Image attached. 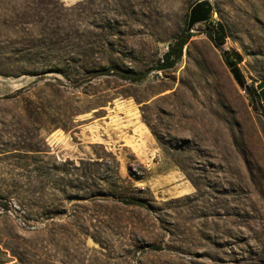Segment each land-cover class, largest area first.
<instances>
[{
  "label": "rangeland",
  "instance_id": "374dc122",
  "mask_svg": "<svg viewBox=\"0 0 264 264\" xmlns=\"http://www.w3.org/2000/svg\"><path fill=\"white\" fill-rule=\"evenodd\" d=\"M196 1L0 0L11 264H264V0H203L222 38L155 70Z\"/></svg>",
  "mask_w": 264,
  "mask_h": 264
},
{
  "label": "trees",
  "instance_id": "16d2710c",
  "mask_svg": "<svg viewBox=\"0 0 264 264\" xmlns=\"http://www.w3.org/2000/svg\"><path fill=\"white\" fill-rule=\"evenodd\" d=\"M197 4H201L199 6L204 7V16L202 18L197 19L196 16L197 14L201 13L200 9H196ZM211 9L203 0L197 3V1L194 3L190 10V14L185 21V24L183 28L180 30V32L174 37V39L168 43L167 45V50L162 54L161 59L159 60L158 64L155 66V70L157 71H167L168 69H172L177 62L182 58L183 53H184V48L185 46L189 43L191 37L193 34L190 32L191 26L200 23V22H205L209 19ZM213 26H209L207 29H210L211 32L214 31V35L210 33V37H212L214 40H216V37L218 36L220 39V33L218 31V23H215L214 29L212 28ZM213 29V30H212ZM231 69L233 71V74L235 76L236 81L239 83L241 86H245L244 78L240 74V72L237 70L235 66H231ZM61 70V69H60ZM59 71V70H58ZM108 71V70H106ZM24 73V72H22ZM61 73L65 74L62 70ZM104 73V72H102ZM100 73V74H102ZM119 75L122 77L129 79L131 81H138L144 77V73H139V72H128V71H119L117 72ZM0 74L3 75H12L8 72H0ZM120 196V195H117ZM119 199L125 201V202H138L137 197H126L121 195ZM18 259H20L19 255L17 254Z\"/></svg>",
  "mask_w": 264,
  "mask_h": 264
},
{
  "label": "crops",
  "instance_id": "0c3cea01",
  "mask_svg": "<svg viewBox=\"0 0 264 264\" xmlns=\"http://www.w3.org/2000/svg\"><path fill=\"white\" fill-rule=\"evenodd\" d=\"M201 0L197 1L200 2ZM201 4H197L196 9H202L200 14H197L196 18H202L204 16V7L199 6ZM16 87L15 89H18ZM255 92V97L258 99L259 105H256L255 111L261 114L264 117V82L260 84H255L254 89H252V94ZM6 92H0V96L5 95ZM15 261V257L13 254L3 245L0 244V264H11Z\"/></svg>",
  "mask_w": 264,
  "mask_h": 264
},
{
  "label": "built area",
  "instance_id": "2783aa9c",
  "mask_svg": "<svg viewBox=\"0 0 264 264\" xmlns=\"http://www.w3.org/2000/svg\"><path fill=\"white\" fill-rule=\"evenodd\" d=\"M202 24H207L209 25L210 27L213 26L212 28L214 29L215 27V23H216V12H213V15L212 17L210 18V20H207L205 22H201ZM212 29V30H213ZM208 30V29H207ZM212 34L214 35V31H212ZM243 90H247L246 86L243 87Z\"/></svg>",
  "mask_w": 264,
  "mask_h": 264
},
{
  "label": "bare ground",
  "instance_id": "6f19581e",
  "mask_svg": "<svg viewBox=\"0 0 264 264\" xmlns=\"http://www.w3.org/2000/svg\"><path fill=\"white\" fill-rule=\"evenodd\" d=\"M243 92H244V94H245V95H248V92H247V90H243Z\"/></svg>",
  "mask_w": 264,
  "mask_h": 264
}]
</instances>
